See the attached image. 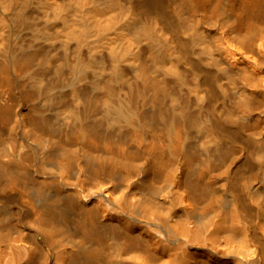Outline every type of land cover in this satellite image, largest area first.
<instances>
[{"label":"bare ground","instance_id":"obj_1","mask_svg":"<svg viewBox=\"0 0 264 264\" xmlns=\"http://www.w3.org/2000/svg\"><path fill=\"white\" fill-rule=\"evenodd\" d=\"M0 264H264V0H0Z\"/></svg>","mask_w":264,"mask_h":264}]
</instances>
